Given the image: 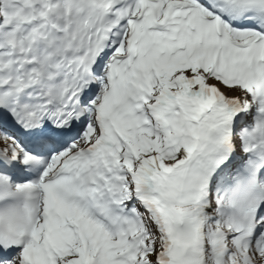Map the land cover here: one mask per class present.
I'll list each match as a JSON object with an SVG mask.
<instances>
[{
  "label": "snow or ice",
  "instance_id": "snow-or-ice-1",
  "mask_svg": "<svg viewBox=\"0 0 264 264\" xmlns=\"http://www.w3.org/2000/svg\"><path fill=\"white\" fill-rule=\"evenodd\" d=\"M0 264H264V0H0Z\"/></svg>",
  "mask_w": 264,
  "mask_h": 264
}]
</instances>
